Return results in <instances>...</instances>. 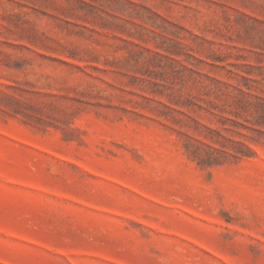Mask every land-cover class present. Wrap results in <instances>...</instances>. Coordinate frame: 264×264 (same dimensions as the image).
Returning <instances> with one entry per match:
<instances>
[{
    "label": "rangeland",
    "instance_id": "1",
    "mask_svg": "<svg viewBox=\"0 0 264 264\" xmlns=\"http://www.w3.org/2000/svg\"><path fill=\"white\" fill-rule=\"evenodd\" d=\"M0 264H264V0H0Z\"/></svg>",
    "mask_w": 264,
    "mask_h": 264
},
{
    "label": "trees",
    "instance_id": "2",
    "mask_svg": "<svg viewBox=\"0 0 264 264\" xmlns=\"http://www.w3.org/2000/svg\"><path fill=\"white\" fill-rule=\"evenodd\" d=\"M199 103H207V108H204ZM183 107L187 108H198L199 110L210 111L213 109L212 101H207L206 99L199 97H192L191 100H186L182 103ZM211 105V107H209ZM248 103L244 98H236L232 101L225 102L224 108L220 111L225 112L227 108H234L236 110H246ZM194 121V129L200 132L199 135H202L205 140H194L193 138H188L185 142V149L188 157L196 162L201 167H211L214 165H220L228 157L233 158H244L251 157L253 155V150L249 147L244 146L243 143L229 142L226 140L223 142L221 139V129H212L208 126L201 125L197 121ZM225 125V124H223ZM236 127L237 124H234ZM225 129V128H224ZM213 143H220V147H215Z\"/></svg>",
    "mask_w": 264,
    "mask_h": 264
}]
</instances>
